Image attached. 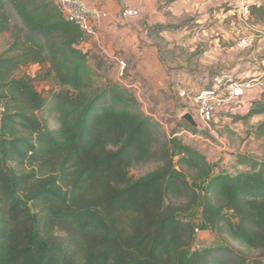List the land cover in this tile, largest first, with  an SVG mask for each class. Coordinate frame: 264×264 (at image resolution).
<instances>
[{
	"label": "trees",
	"instance_id": "trees-1",
	"mask_svg": "<svg viewBox=\"0 0 264 264\" xmlns=\"http://www.w3.org/2000/svg\"><path fill=\"white\" fill-rule=\"evenodd\" d=\"M262 12L250 6L252 16ZM5 34L0 264H249L233 243L264 252L263 160L238 154L243 170L215 175L197 148L177 134L161 137L132 92L97 85L93 55L80 48L90 38L50 0H0ZM33 65L54 86L48 96L23 73ZM46 110L54 128L40 116ZM247 110L240 120L264 115V103ZM255 132L264 136V121ZM152 163L153 171L131 176ZM198 207L200 230L219 246L193 250L198 229L182 216Z\"/></svg>",
	"mask_w": 264,
	"mask_h": 264
},
{
	"label": "rangeland",
	"instance_id": "rangeland-1",
	"mask_svg": "<svg viewBox=\"0 0 264 264\" xmlns=\"http://www.w3.org/2000/svg\"><path fill=\"white\" fill-rule=\"evenodd\" d=\"M253 1H250L248 5L254 3L253 5L264 6V0ZM167 2V0H159V4H162L156 13L158 17L166 19L165 24L152 26L151 32H154L155 35L152 37V47L157 48V56L164 63L163 66L167 67V69H164L163 74L165 73L175 78L171 85L167 84L165 89L149 86L147 80L142 78L147 66L141 65V58L137 61H132L131 68L128 67L127 70H124L128 71V74L124 72L121 75L120 65L114 58H119L118 53L113 58H107L101 52L95 53L91 59L92 69L97 75L101 76L97 80V85L101 86L107 83L122 85L134 94L139 102L141 111L159 124L158 132L161 137L170 138L173 134H177L184 144L192 145L206 156L208 162L215 167V175H236L243 170L235 163L238 154H249L264 161V136L258 138L255 134L256 127L264 121V115L254 116L247 121H243L239 117L246 116L248 113L247 109H243L240 115H234L230 111L217 116L213 124L214 129L217 130V137H213L202 130H198L202 133L201 136L199 135L200 137H191L186 134L180 136L183 130L193 133L183 125L184 121L181 118L186 112L195 113L196 96L201 90L208 88L207 81L212 76H208V79L206 78L205 80L206 85H202L196 82L189 83L188 80L183 78V75L190 74V76L196 77L198 76L197 74L204 71L216 72L217 69H212L211 64L208 67L207 63H211L212 58L217 59L218 57L221 58L222 66L220 68H223V71H225V68L232 69L231 67L234 65L239 66L241 63L244 65L247 62H251L257 68L258 64H261L260 68L263 71L264 12L258 17L254 16L255 18L252 21L250 19L245 24L238 19L237 8L235 13L232 14L234 19L228 16L221 27L216 29L217 32L213 34L215 36L218 32L222 34V50L218 56H214L209 53L211 45L208 44L206 39L198 36L204 24L197 23L194 18L188 22L189 17L186 14L183 15L181 5L175 7L172 18L169 12L167 13L162 8L166 6ZM245 37L251 39L252 47L242 51L238 47V43ZM9 43V35L5 34L0 37V48L2 50L6 49ZM202 46H205L207 51H203ZM45 71L44 68L33 65L25 68L23 73L34 78L38 91L48 96L49 91L54 86L50 81L43 79ZM131 82L134 83H132L134 86L131 85ZM256 102L264 103V92H261L259 100ZM40 116L49 121L51 128L55 127L54 122L49 118L47 110L40 113ZM156 167L157 164L152 163L134 168L131 171V176L140 178L156 169ZM196 189L200 192L203 186L197 185ZM184 202V200H172L168 201L167 204L182 205ZM200 213L201 208L198 207L182 216V219L195 223L198 229L195 234L193 250L219 246L220 242L213 233L200 230ZM233 245L244 252L249 264H264V252L248 250L236 243H233Z\"/></svg>",
	"mask_w": 264,
	"mask_h": 264
},
{
	"label": "crops",
	"instance_id": "crops-1",
	"mask_svg": "<svg viewBox=\"0 0 264 264\" xmlns=\"http://www.w3.org/2000/svg\"><path fill=\"white\" fill-rule=\"evenodd\" d=\"M90 8H101L106 12L102 26L99 30L98 37L87 39L82 45L81 49L85 53L94 55L97 52L105 54L107 58H113L118 53L119 58H116L118 64L124 62L126 64L125 70L131 68L132 61H137L141 58L142 64L146 65L147 69L142 78L147 80L149 86L162 87L171 85L173 78L171 75L163 74V62L157 56V48L152 47V37L155 36L152 31V26L163 25L166 19H162L156 15L161 8L159 0H82ZM164 10L173 18V10L176 6H182L183 15L189 17L188 22L196 19L197 23H202L199 37L206 39L209 47V53L218 56L222 50L220 32L215 34L219 27L224 23L225 19L235 13L238 8V19L241 20L240 9L243 5H248L253 0H167ZM255 2V1H253ZM169 4V6H168ZM254 3L249 6H253ZM137 10L140 15L138 17L124 18L123 13L125 10ZM249 20H253L254 16H250ZM234 19V18H233ZM248 31V30H247ZM214 36V37H213ZM213 39V40H211ZM207 46V45H205ZM202 46V50L207 51V48ZM206 55V53H205ZM208 56V53H207ZM211 63L206 65L209 67L211 64L212 69L216 72H201L198 76L193 77L190 74L183 75L185 80L189 83L196 82L206 85V78L216 73L222 72L221 58H212ZM234 65V64H233ZM258 64V68L251 62H247L226 69L225 71L231 72L236 78H244L246 75L253 77L259 76L262 73ZM264 65V63H263ZM120 69V68H119ZM128 74V71H124ZM123 72V73H124ZM123 75V74H122ZM133 82H131L132 85ZM134 84V83H133ZM134 86V85H132ZM127 87V86H126ZM162 89V90H163ZM261 90L255 87L248 92L247 99L250 104L259 100ZM248 109V107H247ZM187 113V112H186Z\"/></svg>",
	"mask_w": 264,
	"mask_h": 264
},
{
	"label": "built area",
	"instance_id": "built-area-1",
	"mask_svg": "<svg viewBox=\"0 0 264 264\" xmlns=\"http://www.w3.org/2000/svg\"><path fill=\"white\" fill-rule=\"evenodd\" d=\"M60 10L66 21L77 25L83 33V37L96 38L106 18V12L101 8H90L82 0H50ZM137 10L127 9L123 13L124 18L138 17ZM241 20L247 24L250 18V6L243 5L240 9ZM84 40V39H83ZM238 47L248 50L252 47L249 38H242ZM126 68L124 62H120L121 75ZM264 68V66H263ZM208 88L201 90L195 99L196 111L191 113L202 131H207L211 136L217 137L214 129L217 116L222 113L232 112L240 115L243 109L249 107L248 92L258 87L264 92V69L259 76L246 75L244 78H236L231 72L222 71L212 75L207 81ZM184 134L191 137L199 135L183 130Z\"/></svg>",
	"mask_w": 264,
	"mask_h": 264
},
{
	"label": "water",
	"instance_id": "water-1",
	"mask_svg": "<svg viewBox=\"0 0 264 264\" xmlns=\"http://www.w3.org/2000/svg\"><path fill=\"white\" fill-rule=\"evenodd\" d=\"M182 121L186 122L189 126H191L194 129L201 130L200 126L196 122L194 116L190 113H184L181 118Z\"/></svg>",
	"mask_w": 264,
	"mask_h": 264
}]
</instances>
